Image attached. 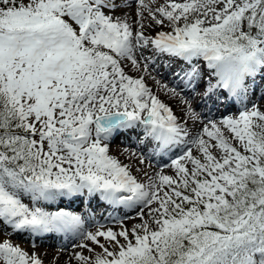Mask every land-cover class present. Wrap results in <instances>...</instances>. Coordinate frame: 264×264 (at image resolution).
<instances>
[{
  "label": "snow or ice",
  "instance_id": "snow-or-ice-1",
  "mask_svg": "<svg viewBox=\"0 0 264 264\" xmlns=\"http://www.w3.org/2000/svg\"><path fill=\"white\" fill-rule=\"evenodd\" d=\"M149 19L171 30L148 36ZM161 57L186 119L126 71L150 75ZM257 77L264 0H0V226L78 236V264H264V109L244 103ZM201 84L207 112L184 95ZM233 99L238 114L210 117ZM137 129L139 164L170 160L146 183L109 150ZM97 196L139 208L140 222L88 231L44 206ZM0 264L43 261L0 238Z\"/></svg>",
  "mask_w": 264,
  "mask_h": 264
},
{
  "label": "bare ground",
  "instance_id": "bare-ground-1",
  "mask_svg": "<svg viewBox=\"0 0 264 264\" xmlns=\"http://www.w3.org/2000/svg\"><path fill=\"white\" fill-rule=\"evenodd\" d=\"M129 2L131 3V0H129ZM165 2L166 0H145V3H148L152 7L159 6L160 4H164ZM135 7H138V3H132L131 8H127V6H125V8H127L126 14L128 16L134 14L132 9H134ZM117 14L120 13L117 12ZM150 54H151L150 50L145 52V55H150ZM165 62H167V57H161L156 61L157 65L156 64L151 65L149 68L150 75L146 73H142L137 69L133 68L130 62H126L125 67L129 75L137 77L139 72L141 75H145L146 83L152 89L154 94L158 95L161 100H164L166 103H168L178 117L186 119V115L183 111L184 105L180 102V98L179 97L172 98L170 94H168L167 91L162 88V85L165 83L168 84L169 86H172V80H173L172 70L164 66ZM174 63H179V62L177 61ZM153 77L155 79H153ZM260 79H261L260 77L256 78L255 84L252 85V87L250 88L247 94L248 97H250L251 94L255 92L256 88L258 87L256 83L264 80V79L262 80ZM156 81H160L161 83L158 85ZM202 86L203 84H201L200 87L197 88L196 92L186 91L184 95L192 102L194 107H196L199 104V107H196V110L198 112H207V110L205 111L203 109L202 103H200L199 93L202 92L201 91ZM246 104L249 107H251L253 104H256L259 105L262 109H264V88L263 89L261 88L258 92V95L254 99L247 101ZM238 111L239 110L237 108L234 109L233 106L231 105H227L222 108L215 106L212 107L211 113L209 115L211 118L218 120L223 115H236L238 114ZM189 127L191 131L195 133L196 130L199 128V124L193 126L192 122L189 121ZM139 133L140 130L137 129L136 131H126L120 134H114L113 137L108 142L109 148H117L119 149V152L122 151L126 153V156L129 155L134 158H138L139 153L143 150L142 147L139 146V140H138ZM176 151L179 152L180 149H176ZM163 163H170L169 158L165 157L163 162H161L159 158L156 159L149 158L146 161V163L143 164L145 171L144 173H147L149 176L153 175L154 171H158L159 168L163 166ZM171 171H174V169L169 170V174H171ZM139 180L145 183L147 182L146 177L139 178ZM44 206L49 211H57L60 208H64L67 211H72L80 214L82 217L85 218V230L88 231L95 230L100 225H103L105 228L107 227L119 228L120 220H123L124 224L127 227L130 225H135L140 222V217L137 216V212L139 211V208L137 207L128 208L125 206H118V207L110 206L107 204V202L101 200L98 196L93 198H87V197L61 198L51 202L50 204L46 203ZM84 211L87 212L86 214L87 216L84 215L83 213ZM145 211L147 210L145 209ZM7 230H4L3 227L0 226V231H1L0 238L2 237L1 235H5L7 233ZM15 234L16 235L12 234L11 237H7V238L12 239L13 242L20 244L21 247L28 250L25 243L27 240L26 238L27 235L25 237L21 236L22 238H20L19 234L17 233ZM70 235L71 233H64V232H52V233H42L39 235H34L32 240H36L35 242L37 243V244L33 243L36 246L34 249L35 251L38 250L40 251V252L38 251L40 254L39 257H41L42 260H44L43 257L49 258V256L54 255V261H52L51 263H49L47 259L44 260L45 262H47L46 264H78L77 260L73 256V252L79 251L80 249L75 248L73 246V243L79 244L80 238L78 236H74L73 234L71 235V237H69ZM57 236H58L57 239L59 240L62 238L65 239L61 241H57L56 240Z\"/></svg>",
  "mask_w": 264,
  "mask_h": 264
},
{
  "label": "rangeland",
  "instance_id": "rangeland-1",
  "mask_svg": "<svg viewBox=\"0 0 264 264\" xmlns=\"http://www.w3.org/2000/svg\"><path fill=\"white\" fill-rule=\"evenodd\" d=\"M155 7H157V6H155ZM145 15H147V12L145 13ZM131 17H132V19H136V17H135V14H131L130 15ZM145 34L146 35H148V36H154L157 32H159V31H170L171 30V28L169 27V25H168V22L167 21H165V24L163 25V26H161V25H156L154 22H152L150 19L149 20H146L145 22ZM156 65H157V63H156ZM163 67V66H162ZM139 75H141L140 74V72L138 73V75L137 76H139ZM263 83H264V81H263ZM148 85V84H147ZM154 93V92H153ZM163 95H165V94H163ZM248 97V96H247ZM249 98V97H248ZM109 150H110V154H112V155H114V156H116L122 163H125V164H129L130 166H131V168H132V171H133V175H136L137 177H138V179L139 178H145V171H144V165L142 164H139L138 163V158H134V157H132V156H126V153H124V152H119V149H117V148H109ZM136 162V163H135ZM142 169V170H141ZM27 202V201H26ZM84 213V215H86L87 214V212L86 211H84L83 212ZM89 215V214H88ZM87 216V215H86ZM133 225H130V226H128L129 228H131ZM1 232V231H0ZM11 232V229L9 228L8 230H7V233H10ZM7 233L5 234V235H1L2 237L1 238H7V237H11L12 236V234L11 235H7ZM17 234H19V237L20 238H22L21 236H26L27 235V240H26V246H27V248H28V250L27 251H29L30 253L31 252H35L36 254H38V256L40 255L39 254V252L38 251H35V245L33 244V243H36L35 241L36 240H32L31 239V236L32 235H30V233L29 232H27L26 233V231L25 232H22V233H17ZM14 235H16V234H14ZM3 236H6V237H3ZM25 239V238H24ZM37 244V243H36ZM75 244H77V243H73V246L75 245ZM25 249V248H24ZM97 251H99V249H97ZM85 254H87V253H85ZM53 257V258H52ZM40 259H41V257H40ZM43 259L45 260V259H47L48 260V262L49 263H51L52 261H54V255H52V256H49V258H46V257H43ZM42 260V259H41ZM44 260H42L43 261V264H46L47 262H45Z\"/></svg>",
  "mask_w": 264,
  "mask_h": 264
}]
</instances>
